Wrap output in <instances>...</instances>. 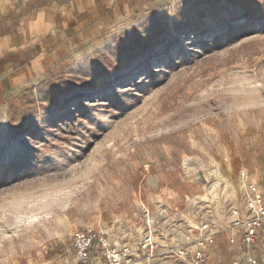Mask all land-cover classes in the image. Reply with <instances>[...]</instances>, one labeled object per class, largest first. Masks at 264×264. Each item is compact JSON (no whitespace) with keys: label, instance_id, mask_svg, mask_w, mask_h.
Masks as SVG:
<instances>
[{"label":"rangeland","instance_id":"obj_1","mask_svg":"<svg viewBox=\"0 0 264 264\" xmlns=\"http://www.w3.org/2000/svg\"><path fill=\"white\" fill-rule=\"evenodd\" d=\"M169 7L168 0H158L139 22L150 18L154 34L163 36L170 17L183 14L185 25H192L199 15L220 10L204 0H182L174 14ZM139 22L123 30L128 42L121 53L138 41ZM106 45L80 63L73 61L80 53L61 59L38 84L11 98L8 109L0 108V126L15 127L22 115L47 106L44 93L60 96L71 92L61 84L88 79L71 70L81 64L98 74L112 60L108 69L115 71ZM119 75L121 82L130 78L126 72ZM137 83L126 98V111L97 114L104 129L92 125L80 135L61 134L63 141L57 143L65 151L54 155V163L0 188V264H81L70 243L75 231L95 227L118 242H135L146 232L145 207L157 218L160 240L172 244L182 241L181 231L203 221L216 232L215 219L231 213L234 206L219 199L237 196L241 179L235 180L246 167L225 158L241 139L264 136V34L192 49ZM194 180L209 189L203 200H191L193 206L176 188L192 192ZM184 201V209L178 208ZM177 208L188 215L183 224L175 216ZM165 209L170 211L160 216ZM165 222L173 228L165 230ZM152 264L179 263L166 252Z\"/></svg>","mask_w":264,"mask_h":264},{"label":"snow or ice","instance_id":"obj_2","mask_svg":"<svg viewBox=\"0 0 264 264\" xmlns=\"http://www.w3.org/2000/svg\"><path fill=\"white\" fill-rule=\"evenodd\" d=\"M204 3L220 10L199 15L192 25H185L183 14L170 17L163 36L154 34L150 18L140 19L135 29L140 43H130L121 53L120 46L128 42V34L124 33L114 35L106 45L115 59V71L105 69L97 74L81 64L71 69L88 77L79 82L78 89L60 96L44 93L41 98L48 100L47 106L22 115L15 127L0 126V188L38 167L54 163V155H63L65 151L57 143L63 141L61 134L80 135V130L87 131L92 125L104 129L105 124L97 114L108 115L116 108L126 111L129 91L138 86V81L155 75L168 61L175 62L190 50L205 45L223 47L252 33L264 34V0H204ZM88 18L85 12L80 20ZM122 72L130 77L124 82L119 75ZM53 126L59 129L58 133L49 131ZM39 219L35 217L36 221ZM258 251L264 256V239Z\"/></svg>","mask_w":264,"mask_h":264},{"label":"built area","instance_id":"obj_3","mask_svg":"<svg viewBox=\"0 0 264 264\" xmlns=\"http://www.w3.org/2000/svg\"><path fill=\"white\" fill-rule=\"evenodd\" d=\"M243 180L242 191L244 204L231 209L232 221L228 228L230 243L244 245L246 254L236 258L230 264H255L257 256L254 248L264 235V194L259 185L250 180L249 173L240 172ZM146 213V232L135 242H118L107 232L95 227H86L75 231L70 243L81 264H135L143 261L150 263L158 254L170 253L177 258L179 264H208L212 247L216 245L217 234L212 230L210 222H201L198 228L181 231L182 241L172 244L160 240L157 218ZM170 210L160 212L164 216ZM165 230L173 228L171 222H165ZM162 241V242H160ZM175 243V242H174ZM263 264V262H262Z\"/></svg>","mask_w":264,"mask_h":264},{"label":"clouds","instance_id":"obj_4","mask_svg":"<svg viewBox=\"0 0 264 264\" xmlns=\"http://www.w3.org/2000/svg\"><path fill=\"white\" fill-rule=\"evenodd\" d=\"M80 2L81 13L88 12L89 18L80 21L72 36L73 46L80 49V54L73 57L76 63L83 62L93 53L102 50L114 35H121L125 27L136 25L139 17L149 12L158 0H80ZM168 3L169 12L174 14L182 0H168ZM58 4L59 0H0V89H3L5 82L15 87L24 76L23 70L17 68L14 63V57L54 62L69 54L67 42L65 44L54 42L51 51L39 55L31 54L27 43L23 45L17 43V37L24 34L23 25L27 24L36 35L35 25L38 22L41 23L39 36L51 34L55 38L60 27L57 24V15L60 13ZM115 13L122 16L125 21L118 31L111 27ZM32 17L35 19H31ZM18 23L22 25L20 29H17ZM262 257L264 256L258 253L255 264H262Z\"/></svg>","mask_w":264,"mask_h":264},{"label":"crops","instance_id":"obj_5","mask_svg":"<svg viewBox=\"0 0 264 264\" xmlns=\"http://www.w3.org/2000/svg\"><path fill=\"white\" fill-rule=\"evenodd\" d=\"M57 7L60 9V13L57 15V24L60 26L58 30V34L55 38L51 36V34L47 36H39L40 24H36L35 28L37 34L34 35L32 30L29 29L27 24L23 25L24 34L17 37V43L23 45L25 43L29 46V51L31 54L39 55L45 51H51L52 46L55 43L57 44H65L67 42V47L69 48L68 55L79 54L80 49L78 47L73 46L72 44V36L76 32V29L80 23V17L84 14L81 13L80 9L82 4L80 0H59V4ZM22 19V18H21ZM31 19H35L32 17ZM30 22V21H29ZM124 19L118 13H115L113 16V21L111 27L114 30H119L122 24L124 23ZM66 25V27H65ZM22 27L21 24H17V29ZM125 29V28H124ZM67 55V56H68ZM66 56L60 57L58 60L54 62L41 61L39 59H22L21 57H14V63L17 68L23 70L24 76L17 82L15 87L10 86L7 82L3 89H0V108L5 107L8 109V103L11 98L17 96L19 93L26 91L29 88H32L36 84H38L47 73L61 60ZM235 147V153L229 154ZM225 158L227 163L234 165L236 167L245 166V170L249 173L250 180L256 182L260 189L264 194V136L256 137L252 140L241 139V141L235 146ZM241 170V171H242ZM241 179L240 188L236 190L237 196L234 198L232 196L230 199L225 198L222 195L220 196V203H225L227 205H233L234 207L239 205L238 196H240V201L242 206L244 204V194L242 191V183L243 180L241 176H239L235 181ZM194 191H187V188H183V192H180L179 187L176 188V192H178V196H185L187 198V203L191 200H203V194L209 189L207 185L198 186L194 180ZM202 189H205L202 191ZM175 192V191H174ZM213 199L212 196H210ZM181 202V201H180ZM193 206L194 202L191 201ZM186 203L185 201L178 205V208L184 209ZM177 209H174L177 214L175 216L178 222L187 221L186 211L182 212ZM233 208V207H232ZM174 210L171 213H176ZM179 212V213H178ZM181 212V213H180ZM231 214L230 211H226L223 218L215 219L213 222L215 225L217 234V242L214 247L210 250L209 255V263L208 264H230L236 258H243L246 254V247L244 245L231 244L230 243V231L228 228L222 229L226 224L231 223L232 218L228 216ZM182 217V218H181ZM217 217V214L214 218ZM183 219V220H182ZM223 230L224 233H220ZM261 239H264V235L260 238L259 244L254 248V254L257 256ZM264 264V257L261 258Z\"/></svg>","mask_w":264,"mask_h":264},{"label":"trees","instance_id":"obj_6","mask_svg":"<svg viewBox=\"0 0 264 264\" xmlns=\"http://www.w3.org/2000/svg\"><path fill=\"white\" fill-rule=\"evenodd\" d=\"M136 43H140V41H137ZM112 66L113 64H106V65H103L102 68L100 69V71L98 72V74L100 73H103L105 71V69H107V71H109L108 67L109 66ZM110 72V71H109ZM82 80H86V79H83V78H77L76 80V83L74 84L73 82H67L66 84H61L60 86H67V89L69 91H75L76 89H78V83Z\"/></svg>","mask_w":264,"mask_h":264},{"label":"bare ground","instance_id":"obj_7","mask_svg":"<svg viewBox=\"0 0 264 264\" xmlns=\"http://www.w3.org/2000/svg\"><path fill=\"white\" fill-rule=\"evenodd\" d=\"M186 164L189 166L188 162H186ZM135 264H152V260L150 263H145L143 261H139V262H136Z\"/></svg>","mask_w":264,"mask_h":264}]
</instances>
